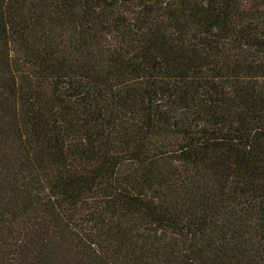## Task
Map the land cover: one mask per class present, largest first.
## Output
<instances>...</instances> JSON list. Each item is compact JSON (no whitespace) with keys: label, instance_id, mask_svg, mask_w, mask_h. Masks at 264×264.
I'll return each instance as SVG.
<instances>
[{"label":"trees","instance_id":"1","mask_svg":"<svg viewBox=\"0 0 264 264\" xmlns=\"http://www.w3.org/2000/svg\"><path fill=\"white\" fill-rule=\"evenodd\" d=\"M0 264H264V0H0Z\"/></svg>","mask_w":264,"mask_h":264}]
</instances>
